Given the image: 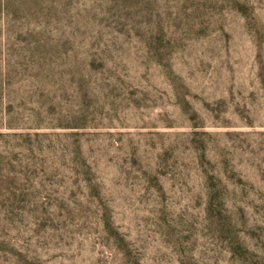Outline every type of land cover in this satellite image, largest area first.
<instances>
[{
	"label": "rangeland",
	"instance_id": "rangeland-1",
	"mask_svg": "<svg viewBox=\"0 0 264 264\" xmlns=\"http://www.w3.org/2000/svg\"><path fill=\"white\" fill-rule=\"evenodd\" d=\"M0 264H264V0H0Z\"/></svg>",
	"mask_w": 264,
	"mask_h": 264
}]
</instances>
